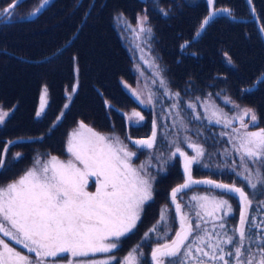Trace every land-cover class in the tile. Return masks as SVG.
Returning a JSON list of instances; mask_svg holds the SVG:
<instances>
[{"label": "snow or ice", "instance_id": "snow-or-ice-1", "mask_svg": "<svg viewBox=\"0 0 264 264\" xmlns=\"http://www.w3.org/2000/svg\"><path fill=\"white\" fill-rule=\"evenodd\" d=\"M48 3L49 0H43L37 12ZM208 3L214 5L215 0H208ZM11 7L15 8V4ZM10 11L11 8H5L3 13ZM220 13L230 15L231 9L213 7L194 36L199 37ZM116 19L119 20L120 17ZM146 24L147 18H140L137 29L133 31L138 35L150 33L151 28L146 27ZM261 31L264 32V26ZM61 54L63 49L56 53L57 56ZM75 59L73 57V61ZM74 71L78 72V69ZM259 83H264V80ZM159 84L160 87H167L162 78ZM75 90L73 88V92ZM246 91L250 92L251 89ZM43 93L36 118L44 113L47 87L43 89ZM133 95L141 104L146 103L137 93L133 92ZM164 95L174 101L169 106L168 114L171 115V109H176L179 116L180 94L165 91ZM70 98L69 96L68 99ZM225 103L232 104L238 110L235 115L229 116L220 112L214 104L204 103L206 112L210 109L209 123L222 124L230 130L221 135L228 136L234 152L240 158L238 168H232V171L254 193L264 196V129L249 131V126L257 122L255 112L250 108H241L230 98H226ZM147 104H154L151 92L147 96ZM186 107L192 109L195 119H200L195 103H188ZM8 116V112L0 109V125L4 124ZM132 117L136 118V123L144 120V116L138 111H134ZM237 122L239 126L233 127ZM157 128L158 125L153 122L150 137L132 141L137 150L155 147ZM185 141L188 147L194 149V156L184 152L175 140L172 142L176 145L175 150L170 154L172 159L177 155L183 157L185 174L184 183L170 192V200L174 205L171 220L175 223L178 218V230L174 233L170 231L172 225L169 224L168 209L165 206L160 212L157 225L150 233H146L145 239H151L152 233H157V241L167 240L170 235H174V238L152 248L151 261L153 264H264V220L257 223L246 215L253 209L249 193L235 183L194 179L192 165L201 163L205 149L203 145L192 143L190 137L186 136ZM14 143L18 144L20 141L7 142L8 146ZM67 152L72 159L65 162L51 156L41 162L37 158L33 167L19 179L0 186V234L22 245L28 253L35 254L34 258H30L0 238V264H60V261L67 264H113L116 261L115 255H106L102 259L77 258L115 252L120 246L121 238L136 227L144 204L153 199L155 178L147 172L144 164L134 166L136 152L130 151L119 137L102 135L83 122L68 138ZM6 154L7 147L3 150V155ZM19 157L20 154L16 153L13 159ZM2 167L3 158H0V168ZM90 182L94 191L88 190ZM200 184L231 194L237 199L241 210L236 226L231 229L228 227L227 217L233 215V210L227 199L207 194L192 195L188 205H183L178 200V194L187 195L185 190ZM258 203L264 205V199ZM57 257L60 261L55 259ZM49 258L53 259L49 261ZM116 264L120 262L116 261ZM123 264H140L135 250L128 254Z\"/></svg>", "mask_w": 264, "mask_h": 264}, {"label": "trees", "instance_id": "trees-1", "mask_svg": "<svg viewBox=\"0 0 264 264\" xmlns=\"http://www.w3.org/2000/svg\"><path fill=\"white\" fill-rule=\"evenodd\" d=\"M14 1L0 0V9L6 8ZM40 1L42 0H23L17 9L23 12L27 8L32 9L24 13V21L19 25L11 18L0 22V91H5L4 94L10 98L1 99L0 105L6 107L3 110L11 108L7 111L9 116H12L9 123L13 129L18 130L12 137L24 133L27 149H33L28 155L30 158L38 153L46 155L47 158L52 154L62 156L65 137L79 122L87 123L98 132L107 134H111L114 129L125 132L124 117L114 118L119 124L111 123L113 116L117 115L107 111V108L117 106L121 99L133 104L129 86H125L122 81L132 77L131 65L132 60L135 61L136 50L130 48L126 51V45H122L116 35L122 36L123 33L124 38L127 36L128 23L123 19H129L135 24L138 6L146 9L148 18H158L163 22L161 27L156 25V28L161 34V42L157 45L167 65V70H164L166 77L163 78L170 87L167 91L172 94L178 92L179 100L185 97L193 99L210 94L213 86L219 88L220 85L230 87L236 96L242 97L245 104L259 108L264 103V83H259L252 90L255 82L264 76V39L259 30V24L264 26V0H251L250 4L259 24L253 14L249 13L251 6H248L246 0H215L218 7L234 9V14L238 17L234 20L236 25L221 29V25L218 29L207 28L199 37L194 34L198 31L206 12L203 11L200 16L196 8L201 7L202 11L206 6H211L208 0H146L145 5L141 4L144 0H96L97 11L90 18L93 27L89 25L87 30L88 21L81 25L86 11L79 12L80 15L74 18L72 24H63L72 15L76 8L74 6L82 5L87 8L93 0H61L66 3L55 20L51 8L58 0H54L40 16L33 21L27 20ZM244 8L250 15L247 22ZM117 17L120 19L117 20ZM80 28L82 29L77 33ZM243 29L245 30L242 33ZM76 33L75 38L71 40ZM70 40L63 54L45 58L57 53ZM224 46L231 51H222ZM65 57L68 58L70 69L58 63ZM73 57L76 58L75 61ZM41 59L46 60L31 62ZM52 68V81L43 74L46 79L37 82V71L52 72ZM74 69L81 71L80 87L78 93L69 100L65 89L71 88L73 84ZM42 82L47 83L40 85ZM31 84L34 87L31 88ZM45 87L52 97L48 91L44 113L40 118H36ZM247 89L251 91H246ZM14 91L18 95L14 94ZM164 112L167 113L168 110L165 109ZM260 116L263 119L264 112L260 111ZM23 161L25 166L22 168L18 166L13 169L9 165L2 168L0 186H5L22 175L32 164L29 159L24 158ZM172 183L167 179L165 188L164 185L156 187L154 201L157 203L143 206L142 219L145 225L122 237L115 253L124 252L123 255H126L133 250L139 251V261L145 259L147 263L150 262V251L154 243L160 241H153V233L151 239H145V235L150 233L155 221L159 220L160 212L165 209L168 189L175 185ZM228 199L233 217H236L239 208L231 197ZM169 224L172 225L174 233L178 227L177 220L175 223L170 220ZM136 244L141 246L138 248ZM52 259L49 258V261ZM55 259L60 261L59 257ZM62 262L60 261V264Z\"/></svg>", "mask_w": 264, "mask_h": 264}, {"label": "rangeland", "instance_id": "rangeland-1", "mask_svg": "<svg viewBox=\"0 0 264 264\" xmlns=\"http://www.w3.org/2000/svg\"><path fill=\"white\" fill-rule=\"evenodd\" d=\"M22 2H21V4H22ZM21 4L17 5L14 9H12L10 11V13H7V14L3 13V10L5 8L0 9V22L11 18V20L15 19L14 21L16 23H18L17 25L22 23V21H24V19H23L25 16L24 13L29 12L32 8H30V9L27 8L23 12L22 10L17 9V7H19ZM54 8H55V5L51 8V11H53ZM14 10H15V15H16L15 17H14ZM61 10H62V8H60L58 10L57 17L61 13ZM249 13H251V12H249ZM92 16H93L92 14H87L84 22L90 21V18ZM139 20H140V18L138 19V21H136V24L129 25L130 34L124 38L125 42H126V46L128 48V51L130 48H134L136 50L134 63L137 66H134L133 70L135 73H138L137 79L139 81H142V83H140V82L135 83L133 88L130 89V92H131V94H133V92L137 93L141 99L143 98L146 101L145 104H147L148 94L150 92L153 94L154 104H151L150 112H149L152 115L151 119H149V124L150 123L151 124L147 129H145L146 132L142 136H144V135L150 136V134L153 130V123L151 122V120H154L153 122H156V124L158 125L157 139H156L155 147L153 149H149V150H141V149L137 150V148L133 147L132 143L128 141L129 136L122 130L115 131V129H114V131L112 130V132H110L111 134H107V133L103 134V133L98 132L97 129L93 128L91 125H89L87 123H84V124L88 127L91 126V128L94 131H96L102 135H105L108 137H119V139L124 144H129L130 145V147H128L129 150L136 152V156L133 158L134 166H139L140 164H144L147 172H149L155 178L154 181L157 179L158 176L159 177L161 176L160 179L158 180V184L156 186H154V182H153V191H155L156 187H158V186L164 185V188H165V182L167 181L166 175L170 171L173 174H177L178 176H181L184 178L183 157H180L179 155H177L175 157V159H172L170 154H171V152H173L175 150L176 145H174L172 143L173 140H175L177 142L178 146L184 152H186L189 156L195 155L194 149L188 147V143L185 141V137L187 136V137L191 138L192 143H195L198 145H203V147L205 149V155H204L201 163L194 164V165H201L205 169H208L210 171V173L204 174V176L206 175L207 177L213 178L216 181H221V182L226 183V184L235 183L237 186L243 187L244 191L246 193H249V196L255 195L256 193H254L253 190L249 186L246 185V182L241 177L237 176L232 171V168H238V165L240 163V158H239V155L234 152L233 146L228 140V136L227 135H221V133H228V132H230V130L227 128H224L222 124L209 123L210 109L208 112H206L203 105L205 102H207L213 96V98L211 99V102H213V103H208V104H210V105L214 104L216 106V108H218L220 110V112L225 113L229 116H232V115H235L238 110L236 108H234L232 106V104L225 103V99L230 98L234 104L239 105L241 108H250L255 112V114L257 116V122L254 125L249 126V131H258L260 129H264V118L262 119L260 116V111L264 112V103L259 108H255L252 105H248V104L243 103L242 97L236 96L234 94V92H232L230 90V87H219L217 89L216 93L211 92L210 94H208L204 97H198L199 100H197V97H196L195 101H193V102L188 101L186 99V97L182 98L181 101H179L180 102V109H182V110H180V115L178 116L176 114V109H171V115H169L168 114L169 113V106L174 101L172 99H169L167 96L164 95L165 91H167V90L163 87H160V84H159L160 79L165 78V76H164L165 74H164L163 70H167V69L166 68L160 69L158 72H155L153 70V69L162 67V65L157 60V53H155V51H152L153 46L156 44V36L152 34L150 36V39L146 42V44L141 45L139 39L137 38L140 35H138L136 31H133V29H137ZM90 23H91V21H90ZM129 39L132 40L131 44H129ZM69 44L70 43H68L67 45H69ZM142 48L145 51H141ZM62 49L64 50L65 48H62ZM52 56H55V55L53 54V55L45 57V58L49 59ZM143 58H144V63H142ZM44 60H46V59H41L38 61H31V62L36 63V62H42ZM143 64H146V66L141 67ZM53 70L54 69L52 68V72L47 71L46 73H45V71H37L38 72L37 73V75H38L37 82L41 81V80H45L46 79L45 75L47 76L48 80L52 81L51 74H53ZM138 70H139V72H138ZM151 70H152L153 74H150L147 77L149 71H151ZM16 71H12V72H16ZM18 71H20V70H18ZM43 74H45V75H43ZM154 79H157V80H154ZM72 81H73V84H72L71 88H69V89L66 88L65 94H68L67 92L73 93V88H75L76 90H79V87H80L79 86V77L74 75L72 78ZM229 82H230V80L227 81V83H229ZM45 83H47V82H42L40 85L45 84ZM32 84H34V82H32ZM32 84L30 86L31 88L34 87V86H32ZM167 87H169V86H167ZM219 89L221 91H220L219 95H217L219 92ZM4 92L5 91H0V94H2V96L0 95V100L3 99L4 97H6ZM13 93L18 95V93L16 91H14ZM42 96H43V94L41 95V97ZM47 100H48V95H47ZM188 103H195L196 106L202 105L203 112H201L200 110H196V112L200 114L199 120L195 119V115L193 114L192 109L186 107V105ZM166 106H168V108H167L168 112L167 113L164 112ZM75 108H76V106H75ZM184 110L189 112V114H187ZM133 112L134 111L128 112L127 117H128V120L130 123L133 122L134 124L137 125L138 123H136V118L132 117ZM115 117L116 116H113L111 123L119 124V123L114 121ZM129 117H131V119H129ZM181 117H183V119H181ZM79 124H80V122L73 129L71 128L68 131V134L66 135L65 140H64L63 155L58 157V159L65 161V162L69 159H72L71 154L67 152V141H68V138L70 137L71 133L78 128ZM238 126H239L238 122L233 125V127H238ZM1 133L2 132H0V138H3L4 134H1ZM15 141H20V143H18V144L14 143V144H11V146H8V144H7L6 145L7 150L9 151L12 159L16 153H19L20 156L24 155L26 159L31 160L32 164L29 168L26 169V171L28 169H30L31 167H33L34 162L37 158H39L41 162H44L48 158L51 157V156H49L47 158L46 155H41V153H38L37 156H31V158H30V157H28V155L31 154L33 149L32 148L26 149V147H27V145L25 144L26 140L23 137L22 138L18 137V139ZM51 142H48V143H51ZM132 148H134V149H132ZM233 161H235V163H233ZM14 163L17 166H19L20 168L25 166L24 161H22L21 163L14 161ZM204 165H207V166L205 167ZM25 172L22 175H24ZM22 175L15 178L14 180H12V182L19 179ZM88 190H90L89 187H88ZM213 190H214V192L211 193L210 191H206L203 189L192 188V189H190L189 192L191 193V195L215 194L217 197L227 199L228 202H230L228 198L231 197L233 199V203H235L237 205V207L239 208V212H240L241 205L238 204L237 199L235 197L230 196V195H224L220 191L215 190V189H213ZM169 191H170V187L168 189V192ZM168 197H169V193L167 194V198ZM260 197H261V199H264V196L260 195ZM185 201H188V199H185ZM259 201H260V198L255 197V199H253V209H250V215L248 213H246V215L248 216V218L250 220L255 221L257 223L264 220V210H262V209H264V205H260L258 203ZM155 203H157V202L155 201ZM186 210L187 209L185 208V211ZM167 214L169 216V221H170L172 215L174 214V207H172V206L168 207V213ZM238 216H239V213L236 215V217H233V215H232V216H229L227 218V220L229 221V223H228L229 229H231L232 227L237 225ZM157 223L158 222L155 221V226L157 225ZM176 230H178V227ZM170 231L173 233L172 227H171ZM156 235H157V233H153V235H152L153 241H157L155 238ZM0 238L5 239V241L8 242L10 244V246L14 247L17 251H20L22 254L28 255L30 258L35 257L34 253H28V251L26 249H24L22 247V245H18L14 241L8 240V238L3 237L2 234H0ZM172 238H174V236L172 235V237H171V235H170L167 240L163 241V239H162V240H159L160 242H158V243L170 242V240ZM158 243H154V246L152 248L156 247ZM137 245L141 246V244H136V246ZM120 250H122V248H120ZM126 251H127V249H126ZM135 252L139 258V251H135ZM123 253L120 254V253L114 252V253H109V254H100V256L98 254H96L95 257L77 258V259H84V260L102 259L106 255L107 256L115 255L116 261H119L120 264H123L124 259L129 254L128 253L126 255H123ZM121 255H123V256H121ZM116 261H113V264H116ZM149 263L150 262L147 263V261H145V259H142L140 261V264H149ZM62 264H67V262L63 261Z\"/></svg>", "mask_w": 264, "mask_h": 264}, {"label": "flooded vegetation", "instance_id": "flooded-vegetation-1", "mask_svg": "<svg viewBox=\"0 0 264 264\" xmlns=\"http://www.w3.org/2000/svg\"><path fill=\"white\" fill-rule=\"evenodd\" d=\"M87 1V0H86ZM89 1V0H88ZM151 1V0H150ZM145 2H146V0H144V1H142L141 2V4L142 5H145ZM66 2H64V1H61V0H58L57 2H56V5H55V8H54V10L52 11V16H53V19H56V17H57V13H58V10L60 9V8H64V4H65ZM74 7H76L75 8V10L73 11V13H72V15L70 16V18H67L66 19V21H65V23L63 24V25H65L66 24V26L68 25V24H72L73 23V21H74V18L76 17V16H79L80 14H79V12L80 13H82L83 11H86V13H85V16H84V19L82 20V23H81V25L84 23V20H85V18H86V15L87 14H92V15H94L95 14V12L97 11V6H96V0H93L88 6H87V8H86V6L84 7V6H82V5H77V6H74ZM74 7L72 8V10L74 9ZM139 8H138V10H137V13H136V16H135V18L137 19V21H138V19L139 18H142V17H146L147 18V24H146V27H150L151 28V32L150 33H147V34H144V35H140V36H138L137 38L139 39V41H140V44L141 45H143V44H146V42L150 39L149 37L153 34V35H155L156 36V44L153 46V48H152V51H155V53H156V51H158V53H157V60H158V62L162 65V67H160V68H156V69H153L155 72H158L160 69H164V68H166L167 67V65L164 63V60L162 59V56H161V52H160V50H159V45H157V44H159L160 42H161V40H160V38H159V36H161V34H160V32L158 31V29L156 28V25H158V27H161L162 26V24H163V22L160 20V19H158V18H153V19H150V18H148V16H147V14H146V9L145 8H141L140 6H138ZM213 7H215L216 9H220V8H226V7H218L217 6V4H214L213 5ZM86 8V9H85ZM200 9H202L201 7H197L196 8V10L200 13V16H202V12L203 11H205L206 12V14H205V17L204 18H206L208 15H209V7H207L206 6V8L205 9H203L202 11L200 10ZM229 9H231V14L230 15H228V14H225V13H220L219 15H217L216 17H214V19L211 21V23L207 26V28H211V29H214V28H216V29H218V27L221 25V27L219 28V29H221V28H224L225 26H235L236 25V23L234 22V20H236V19H238V17H236V14H234V9H232V8H229ZM245 9V12H246V14H247V17H248V19L247 20H245L246 22L249 20V18H250V15L248 14V12H247V10H246V8H244ZM201 11V12H200ZM103 13V12H102ZM101 13V14H102ZM191 15L193 14V12H191L190 13ZM204 18H202L201 19V22H202V20L204 19ZM124 21H126L127 23H128V25H127V29H128V34H127V36L130 34V28H129V25H133V22H131L129 19H123ZM136 24V23H135ZM89 25H91L92 27H93V24H92V22L90 23V21H88L87 22V25H86V30H87V26H89ZM200 25H201V23H200ZM188 27L190 26V24L188 23V25H187ZM82 28H83V26H82ZM82 28H80L79 30H77V33L82 29ZM199 28H200V26H199ZM199 30V29H198ZM245 29H243L241 32L243 33V31H244ZM77 33L71 38V40H73L74 38H75V36L77 35ZM114 35H116V34H114ZM119 39H120V42H121V44L122 45H126V42H125V39H124V36H123V33H122V36L121 35H116ZM126 36V37H127ZM167 39H170V38H167ZM71 40H70V42H71ZM130 40V39H129ZM131 41V43H132V40H130ZM69 43V42H68ZM67 43V44H68ZM67 44L64 46V47H62V48H65L66 46H67ZM62 48H60V49H62ZM125 50L126 51H128V48H127V46H126V48H125ZM141 51H145L143 48H142V50ZM222 51H231L230 50V48H228V47H226V46H224L223 47V49H222ZM58 52V51H57ZM54 55H56V53L54 54ZM59 63V65L61 64V66H67V67H69V69H70V65L68 64V58H63V59H61L60 60V62H58ZM134 66H137L134 62H133V60H132V65H131V68H132V77H129L128 78V80L127 81H122L123 83H124V85L125 86H129V92H130V89H132L133 88V86L135 85V83H138V82H140V83H142V81H139L138 79H137V75H138V73H135L134 72V70H133V68H134ZM146 66V64H143L141 67H145ZM139 67V66H138ZM80 72L81 71H79V72H76L75 71V74L74 75H76V76H78V77H80ZM138 72H139V70H138ZM163 72H164V76L166 77V72L163 70ZM150 74H153L152 73V70L151 71H149V73H148V75H147V77L150 75ZM70 75H72L71 73H70ZM73 78V77H72ZM154 80H157V79H154ZM225 82H227V80H224ZM258 81V80H257ZM257 81H256V83H257ZM218 82H220V80L218 81ZM68 83V80H66V84ZM167 84V83H166ZM259 85V82L255 85V87H257ZM219 87H220V85H219ZM255 87L252 89V90H254L255 89ZM169 87H166L165 89H168ZM213 90L211 91V92H214V93H216V91H217V89L218 88H216L215 86H213ZM42 90V89H41ZM49 91V90H48ZM220 89H219V92L218 93H220ZM49 93H50V91H49ZM78 93V90H75V92H70L69 94H65L66 95V97L68 98L69 96L72 98L75 94H77ZM50 95H51V93H50ZM133 95V94H132ZM50 97V96H49ZM51 97H52V95H51ZM6 98L7 99H10V98H8L7 96H6ZM70 98V99H71ZM166 98V97H165ZM213 98V96L207 101V103H213V102H211V99ZM143 99V98H142ZM188 101H191V102H193V101H195V99H196V97L195 98H193V99H191L190 97H188V98H186ZM179 101H181V100H179ZM50 102H51V100H50ZM49 102V103H50ZM49 105V104H48ZM150 107H151V104H141L137 99H136V96L135 95H133V104L131 105L126 99H121L120 100V102H119V104H117V106H109V108H107V111H109L110 113H112V114H115V115H117L116 117H118V116H121V117H124V119H125V127H126V130H125V132H126V134L129 136V138H131V139H128V141L129 142H131L132 143V141H135V140H138V139H142V138H145L146 136H148V135H144V136H142L143 134H145V132H146V130L145 129H147L149 126H150V124H149V119H151V114L149 113L150 112ZM4 108H6V107H3L2 105H0V109H4ZM168 108V106H166L165 107V109H167ZM11 108L9 107L8 109H6V110H4V111H8V110H10ZM180 110H182V109H180ZM196 110H200L201 112H203V109H202V105L201 106H196ZM132 111H138V112H141V114L144 116V120L143 121H140L137 125L136 124H134L133 122L132 123H130L129 122V120H128V117H127V113L128 112H132ZM187 114H189V112H187L186 110H184ZM13 115V114H12ZM12 116H9L8 117V119H6L5 120V122H4V124L3 125H0V132H2L1 134H4V136H3V138H0V158H3V167L2 168H4L6 165H9L11 168H13V169H15L16 167H18L15 163H14V161H17L18 163H21L22 161H23V159L25 158V156L23 155V156H20L19 157V159H12V157H11V155H10V153H9V151L7 150V154H6V156H4L3 155V150L6 148V145H7V142H11V141H15V140H17L18 139V137H20V138H24L25 139V137H24V133H22V134H20L19 136H14V137H12V134L13 133H17L18 132V130L17 129H13L12 128V126H11V124L9 123V120H10V118H11ZM153 121L154 120H151V122L153 123ZM90 128H91V126H90ZM100 133H103V134H106L105 132H100ZM26 140V139H25ZM25 144L27 145V142L25 141ZM125 145H127L128 147H130V145L129 144H125ZM132 145H133V147H136L133 143H132ZM28 147V146H27ZM27 147H26V149H27ZM25 149V150H26ZM132 149H134V148H132ZM50 156H56L57 158L59 157L57 154H52V155H50ZM2 168H0V172H2L3 170H2ZM191 171H192V176H196V175H198V174H200V173H203V172H205V171H209V170H205L201 165H192V168H191ZM11 173V172H10ZM166 178L167 179H170V181L171 182H173L172 184H179V183H181V182H183V177H181V176H178L177 174L175 175V174H173L171 171L166 175ZM2 178L0 177V180H1ZM10 182H12V180L10 181ZM9 183V182H8ZM158 184V182L156 183V185ZM89 191H94L95 189H94V187H93V185H92V183L90 182L89 183ZM170 192H171V186H170ZM190 197H191V195L189 194V193H187V195H184L183 194V196H182V201H183V203H184V205H188L189 204V201H190ZM169 199H170V193H169V197L167 198V202H166V206H167V209H168V207H170L171 205H170V203H169ZM185 199H188V201H185ZM149 203H152L153 205L155 204V201L154 200H150V201H148L146 204H149ZM145 205V204H144ZM250 215V214H249ZM145 225V222H144V220L142 219V212H141V214H140V219L138 220V222L136 223V227L133 229V231L134 230H138L140 227H142V226H144Z\"/></svg>", "mask_w": 264, "mask_h": 264}, {"label": "water", "instance_id": "water-1", "mask_svg": "<svg viewBox=\"0 0 264 264\" xmlns=\"http://www.w3.org/2000/svg\"><path fill=\"white\" fill-rule=\"evenodd\" d=\"M23 1V0H22ZM13 4H15V7L17 6V5H19V4H21V0H15L13 3H11L8 7H6V8H11V10L12 9H14V8H12L11 6L13 5ZM41 4H43V0L39 3V5L35 8V9H33L32 10V12L30 13V15L26 18L27 20H29V21H32V20H34L35 18H37L45 9H46V7L48 6V4L46 5V6H44L43 8H40V11L39 12H37V8L41 5ZM200 185H202V186H208V185H203V184H200ZM192 186H196V185H192Z\"/></svg>", "mask_w": 264, "mask_h": 264}, {"label": "bare ground", "instance_id": "bare-ground-1", "mask_svg": "<svg viewBox=\"0 0 264 264\" xmlns=\"http://www.w3.org/2000/svg\"><path fill=\"white\" fill-rule=\"evenodd\" d=\"M247 1V4H248V6H251L250 4H251V0H246ZM214 19V18H213ZM211 23V22H210ZM264 80V79H263ZM259 82V80L257 81V83ZM256 82H255V84L253 85V87H255V85L257 84Z\"/></svg>", "mask_w": 264, "mask_h": 264}]
</instances>
